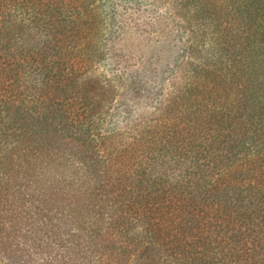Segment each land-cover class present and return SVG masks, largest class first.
Here are the masks:
<instances>
[{
  "label": "trees",
  "instance_id": "1",
  "mask_svg": "<svg viewBox=\"0 0 264 264\" xmlns=\"http://www.w3.org/2000/svg\"><path fill=\"white\" fill-rule=\"evenodd\" d=\"M114 1L0 0V264H260L264 0H168L183 63L150 109L100 71Z\"/></svg>",
  "mask_w": 264,
  "mask_h": 264
},
{
  "label": "rangeland",
  "instance_id": "2",
  "mask_svg": "<svg viewBox=\"0 0 264 264\" xmlns=\"http://www.w3.org/2000/svg\"><path fill=\"white\" fill-rule=\"evenodd\" d=\"M114 2L115 9L112 11L118 23L112 28L113 32L106 43L108 51L102 57L100 71L107 75H121L123 80L128 82L136 78L138 93L128 91L125 84L121 96L117 97V105L125 99L124 103L128 101L133 103L132 107L138 105V109L139 107L150 109L155 103L151 102L150 94H158L159 99H165L170 92V85L175 82L173 77L176 71V75L178 74V65L183 63L186 37L184 27L175 18L177 16L173 14L172 9L170 10L172 6H168V0H138L137 3L133 0H115ZM129 7L136 12L128 10ZM165 10L169 13L171 11L172 16L166 14ZM142 17L147 23L149 22V25L139 26L140 23L136 20ZM132 18L135 21L131 22ZM173 18L176 20L172 21ZM128 104L131 106L130 102ZM42 244L44 245L43 242ZM51 249L52 247L47 248V252L43 249L35 251L29 249L14 254L8 249L11 255L4 254V262L6 264H101L95 260L93 254L90 255V252L77 253L74 260L68 261L67 253L57 248ZM261 260L260 264H264V257Z\"/></svg>",
  "mask_w": 264,
  "mask_h": 264
}]
</instances>
